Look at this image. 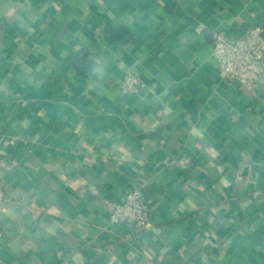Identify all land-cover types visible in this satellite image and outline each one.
Masks as SVG:
<instances>
[{
    "label": "crops",
    "instance_id": "obj_1",
    "mask_svg": "<svg viewBox=\"0 0 264 264\" xmlns=\"http://www.w3.org/2000/svg\"><path fill=\"white\" fill-rule=\"evenodd\" d=\"M247 28L264 0H0V264H264V61L210 47ZM134 186L150 229L104 207Z\"/></svg>",
    "mask_w": 264,
    "mask_h": 264
},
{
    "label": "built area",
    "instance_id": "obj_2",
    "mask_svg": "<svg viewBox=\"0 0 264 264\" xmlns=\"http://www.w3.org/2000/svg\"><path fill=\"white\" fill-rule=\"evenodd\" d=\"M197 33H201L198 29ZM211 55L216 60L217 71L221 78L236 83L240 88L254 90L263 74L264 42L261 28H247L237 35L213 33ZM124 92H138V80L126 73L123 78ZM14 165L0 160V177ZM104 207L111 223L128 224L141 229H150L151 209L141 187L126 189L121 202L105 200Z\"/></svg>",
    "mask_w": 264,
    "mask_h": 264
},
{
    "label": "trees",
    "instance_id": "obj_3",
    "mask_svg": "<svg viewBox=\"0 0 264 264\" xmlns=\"http://www.w3.org/2000/svg\"><path fill=\"white\" fill-rule=\"evenodd\" d=\"M72 63H73V62H72ZM76 63H77V62H76ZM76 63H73V65L76 66V67L78 68V70H80V72H82L81 69H79V67L77 66L78 64H76Z\"/></svg>",
    "mask_w": 264,
    "mask_h": 264
}]
</instances>
